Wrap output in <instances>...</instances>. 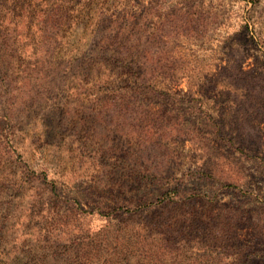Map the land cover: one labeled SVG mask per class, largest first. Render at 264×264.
<instances>
[{
	"label": "rangeland",
	"instance_id": "374dc122",
	"mask_svg": "<svg viewBox=\"0 0 264 264\" xmlns=\"http://www.w3.org/2000/svg\"><path fill=\"white\" fill-rule=\"evenodd\" d=\"M0 264H264V0H0Z\"/></svg>",
	"mask_w": 264,
	"mask_h": 264
},
{
	"label": "trees",
	"instance_id": "16d2710c",
	"mask_svg": "<svg viewBox=\"0 0 264 264\" xmlns=\"http://www.w3.org/2000/svg\"><path fill=\"white\" fill-rule=\"evenodd\" d=\"M2 116V115H1Z\"/></svg>",
	"mask_w": 264,
	"mask_h": 264
}]
</instances>
